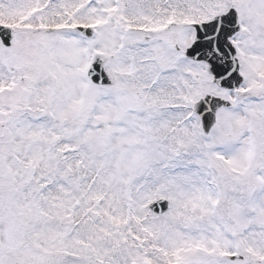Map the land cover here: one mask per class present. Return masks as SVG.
I'll return each mask as SVG.
<instances>
[{
  "label": "snow or ice",
  "instance_id": "6c2138e0",
  "mask_svg": "<svg viewBox=\"0 0 264 264\" xmlns=\"http://www.w3.org/2000/svg\"><path fill=\"white\" fill-rule=\"evenodd\" d=\"M0 264H264V0H0Z\"/></svg>",
  "mask_w": 264,
  "mask_h": 264
}]
</instances>
